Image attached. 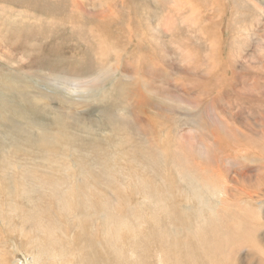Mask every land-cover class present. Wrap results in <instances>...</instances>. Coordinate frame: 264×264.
Masks as SVG:
<instances>
[{
  "label": "rangeland",
  "instance_id": "1",
  "mask_svg": "<svg viewBox=\"0 0 264 264\" xmlns=\"http://www.w3.org/2000/svg\"><path fill=\"white\" fill-rule=\"evenodd\" d=\"M0 264H264V0H0Z\"/></svg>",
  "mask_w": 264,
  "mask_h": 264
},
{
  "label": "bare ground",
  "instance_id": "2",
  "mask_svg": "<svg viewBox=\"0 0 264 264\" xmlns=\"http://www.w3.org/2000/svg\"><path fill=\"white\" fill-rule=\"evenodd\" d=\"M106 40V39H105ZM105 52H107V51H105ZM106 54V53H105ZM119 59V58H118ZM107 69V68H106ZM108 69H109V67H108ZM113 74V73H112ZM58 77L59 76H57V78L55 77L54 78V80H55V82L56 83H58V80H60V79H58ZM61 78V77H60ZM64 79V78H63ZM93 80V79H92ZM92 80H90L91 82H97V80L94 78V80L92 81ZM80 81V80H79ZM99 81V80H98ZM74 82V81H73ZM71 83V85H69L68 86V88L67 89H69L72 93H77L78 92V87H79V85H81L82 84V82L80 83V84H76V82L75 83ZM78 82V81H77ZM16 83V82H15ZM89 84H92V83H90L89 82ZM88 84V86H90ZM36 85V84H35ZM56 87V86H55ZM59 88V87H58ZM71 88H72V90H71ZM93 88V87H92ZM60 89V88H59ZM59 89H57V90H59ZM67 89L66 90H60V92L59 93H62L63 94V97L62 98H68V96H72V93H70V92H68L67 91ZM82 89V88H81ZM80 89V90H81ZM109 89V88H108ZM110 90V89H109ZM93 93V92H92ZM37 95L38 96H31L32 98H34L36 101L38 100V99H40V98H44L45 96L44 95H42V94H39V93H37ZM89 96H84L83 95V93H81V94H79V96L77 97L78 98V100H76V101H74V102H78L79 100L81 101V98H88ZM98 97V96H97ZM73 99V98H72ZM90 99V98H89ZM98 99V98H97ZM44 100V99H43ZM75 100V99H74ZM68 102H70V101H68ZM72 102V101H71ZM73 102V103H74ZM43 103V102H42ZM34 105L36 104V103H33ZM120 107V106H119ZM52 112H53V114H52ZM52 112H51V124L52 125H54V126H56L57 127V129L58 128H60L61 130H63V131H65V133L63 132V136H62V139H61V142H68V144L70 143V144H73V143H75V144H79V146H80V144H82V142L83 143H86L85 142V136H82V137H79L75 132H73V130H78L79 132L80 131H83V132H85L86 133V137L88 136V137H91L92 138V141H93V144H92V146L93 145H97V146H105V148H103L102 147V150L101 151H103V150H105L106 152H104L105 153V155H103V157H105L106 159L105 160H108V156H107V152L109 151V148H110V150H111V146L108 144V140H106V139H109V135L107 134V135H104V136H102V137H98L97 136V134L96 133H98L97 132V124L94 122V121H89V122H86V121H84V122H82L81 120V122L82 123H79V121L77 122L76 120V122L75 121H73V120H70L69 119V115L67 114V112L64 110H61L60 108H55V109H53L52 110ZM120 114V113H119ZM102 116V115H101ZM134 119H135V117H134ZM133 119V120H134ZM84 120V119H83ZM114 120H116V121H114ZM114 120L113 121H110L109 120V123H108V126L110 127V129H111V131H112V133H111V135H112V138H115L116 139V137L114 136V133H116V134H118L117 132H121V131H127V132H129L130 130H128V127H123V126H121L120 125V123H119V120H117V119H115L114 118ZM121 120V119H120ZM48 122V121H47ZM28 123V122H27ZM34 123V122H33ZM48 123H50V122H48ZM122 123H124V121H122ZM126 123V122H125ZM124 123V124H125ZM133 123H134V121H133ZM19 124V123H18ZM43 124V123H42ZM127 124H128V126H129V123L127 122ZM216 125V124H215ZM223 125V124H222ZM221 125V126H222ZM21 126H22V124H21ZM37 126V125H36ZM217 126V125H216ZM130 127H132L133 128V126H130ZM223 127V126H222ZM225 127V126H224ZM28 128V127H27ZM141 128V127H140ZM216 128V127H215ZM49 129V128H48ZM47 129V130H48ZM42 130V129H41ZM46 130V129H45ZM46 130V131H47ZM51 131H54V130H51ZM56 131V130H55ZM136 131H137V133H138V128L136 129ZM28 132V131H27ZM139 132H141V131H139ZM214 132V131H213ZM218 132V131H217ZM216 132V133H217ZM223 132H224V130H223ZM32 133V132H31ZM36 133V132H35ZM52 132H50V134L49 133H45V132H41L40 134L41 135H34V134H30V132H28V135H29V139L30 140H32L33 142H35V143H43V144H45V145H51V144H53L54 143V138L56 137V134H58L59 135V130L57 131V133H52ZM125 133V132H124ZM123 133V134H124ZM132 133V132H131ZM131 133L129 132V136L131 137ZM212 133V132H211ZM226 133V132H225ZM120 134V133H119ZM119 134H118V136H119ZM127 134V133H126ZM135 134V133H134ZM144 134V133H143ZM128 135V134H127ZM226 135H228V134H226ZM232 135V134H231ZM117 136V135H116ZM178 136H182V135H178ZM213 136V135H212ZM230 136V135H229ZM228 136V137H229ZM203 136H201V138H202ZM185 138V137H184ZM231 138V137H230ZM203 139V138H202ZM113 140V139H112ZM183 140V138L181 139V141ZM213 140H215L216 141V139H213ZM90 141V143H91V140H88V142ZM184 141V140H183ZM110 142V141H109ZM113 142V141H112ZM118 142V143H117ZM117 145H119L117 148H119V149H125L124 147L125 146H123L125 143V141L123 142L122 140L121 141H118L117 140ZM140 142V141H139ZM142 142V141H141ZM180 142V141H179ZM206 142V141H205ZM205 142H203V143H199V145H198V147H197V150H198V155L199 156H201V157H203V158H209V150L211 149V146H207L206 144H205ZM89 143V144H90ZM114 143V142H113ZM189 143V142H188ZM211 143H212V141H211ZM215 142H213V144H214ZM217 143H219V141L217 142ZM107 144V145H106ZM112 144V143H111ZM143 144V143H142ZM187 144V143H186ZM185 144V145H186ZM208 144V143H207ZM56 145V144H55ZM114 145V144H113ZM133 145V144H132ZM179 145H180V143H179ZM182 145H184V144H182L181 143V147H182ZM190 145H192L191 143H190ZM110 146V147H109ZM188 146V145H187ZM186 146V147H187ZM96 147V146H95ZM94 147V148H95ZM136 147V146H135ZM178 147V146H177ZM184 147V146H183ZM191 146H188L186 149L187 150H189L188 152H190V149H191V151H193L192 150V148L194 147V145L192 146V148H190ZM196 147V146H195ZM56 148V147H55ZM59 148V147H58ZM90 148H91V144H90ZM188 148H190V149H188ZM96 149H99L98 147L96 148ZM116 149V148H115ZM128 149V148H127ZM132 149V148H131ZM182 149V148H181ZM61 150V149H60ZM89 151V150H88ZM184 151V150H183ZM48 152V151H47ZM185 152V151H184ZM187 152V151H186ZM185 152V153H186ZM188 152H187V154H188ZM63 153V152H62ZM112 153V152H111ZM191 153V152H190ZM193 153H194V151H193ZM100 154V153H99ZM103 154V153H102ZM125 154V153H124ZM116 157V156H115ZM115 157H112L110 160L112 161V162H114V163H116V164H118V162H120L119 160H122V162H125L126 163V161L123 159V158H121V157H119V156H117L116 158ZM77 158V157H76ZM84 158V157H83ZM83 158H82V160H83ZM47 159V158H46ZM125 159H127L126 157H125ZM76 160V159H75ZM190 160V159H189ZM205 160V159H204ZM84 161V160H83ZM207 161V160H206ZM82 162V161H81ZM111 162V163H112ZM87 163V162H86ZM81 164V163H80ZM121 164V163H120ZM59 168V167H58ZM44 169V168H43ZM8 170V169H7ZM45 174V173H44ZM94 174V173H93ZM116 174V173H115ZM69 176V175H68ZM111 176V175H110ZM112 179H114V178H112ZM42 182V181H41ZM210 186V185H209ZM202 188V187H201ZM212 189V188H211ZM243 192V191H242ZM211 194V193H210ZM213 195V194H212ZM31 199V198H30ZM211 199V198H210ZM207 202V201H206ZM205 202V203H206ZM38 210V209H37ZM42 226V225H41ZM57 256V255H56ZM58 258V257H57Z\"/></svg>",
  "mask_w": 264,
  "mask_h": 264
}]
</instances>
